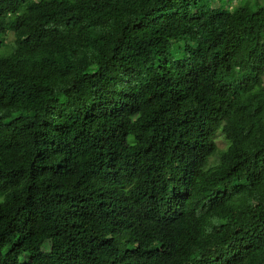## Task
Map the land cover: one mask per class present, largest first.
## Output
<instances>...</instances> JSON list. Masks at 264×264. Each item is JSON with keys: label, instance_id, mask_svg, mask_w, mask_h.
<instances>
[{"label": "trees", "instance_id": "trees-1", "mask_svg": "<svg viewBox=\"0 0 264 264\" xmlns=\"http://www.w3.org/2000/svg\"><path fill=\"white\" fill-rule=\"evenodd\" d=\"M233 1L0 0V264H264V0Z\"/></svg>", "mask_w": 264, "mask_h": 264}, {"label": "rangeland", "instance_id": "rangeland-1", "mask_svg": "<svg viewBox=\"0 0 264 264\" xmlns=\"http://www.w3.org/2000/svg\"><path fill=\"white\" fill-rule=\"evenodd\" d=\"M223 12H229V13H233V14L237 13L238 12V0H234L232 3H230L228 8L225 11L214 4L213 9H212L213 15H219ZM13 41H14V35H13V33L9 32L7 34V36L5 37V43L11 44V43H13ZM217 142H218V145L220 148H225L226 143L222 140V138H218ZM121 237L127 238L128 235L126 236V235L122 234Z\"/></svg>", "mask_w": 264, "mask_h": 264}]
</instances>
